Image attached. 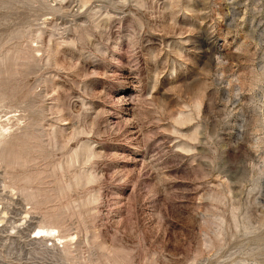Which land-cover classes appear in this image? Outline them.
Wrapping results in <instances>:
<instances>
[{"label":"rangeland","instance_id":"obj_1","mask_svg":"<svg viewBox=\"0 0 264 264\" xmlns=\"http://www.w3.org/2000/svg\"><path fill=\"white\" fill-rule=\"evenodd\" d=\"M0 120V264H264V0H0Z\"/></svg>","mask_w":264,"mask_h":264},{"label":"bare ground","instance_id":"obj_2","mask_svg":"<svg viewBox=\"0 0 264 264\" xmlns=\"http://www.w3.org/2000/svg\"><path fill=\"white\" fill-rule=\"evenodd\" d=\"M10 118V117H9ZM8 118V119H9ZM8 119H7V121H8ZM17 121L19 120V118H17L16 119ZM1 121V120H0ZM9 128H10V126H7V124H6V122L5 123H2V122H0V139H2L4 136H5V134H6V132L9 130ZM88 153V152H87ZM90 154V153H89ZM88 154V155H89ZM88 158V157H87ZM63 185H61V187H62ZM63 188V187H62ZM61 189V188H60ZM61 190H63V189H61ZM61 196V195H60ZM2 210V209H1ZM28 212L30 213V211H27V212H25L24 213V217L26 218V216L28 215ZM5 213L6 212H4V211H2V214H3V216L5 217ZM2 216V217H3ZM3 217V218H4ZM28 217V216H27ZM24 218V219H25ZM29 218H31V217H29ZM0 222H1V220H0ZM16 227V226H15ZM14 227V228H15ZM31 233L32 232H37V236H34L33 238H35V239H39V238H42V237H51V236H54L55 238H56V241H59V243H62V244H64V242H66V241H69L70 239H71V236L69 237L68 236V238H67V240H66V237H64V236H60V235H58V231L56 230V227L54 226V224H48V225H39V226H35V228L33 229V230H31L30 231ZM54 232L56 233V235L54 234ZM30 233V234H31ZM67 236V235H66ZM65 238V239H64ZM62 239H64V240H62Z\"/></svg>","mask_w":264,"mask_h":264}]
</instances>
